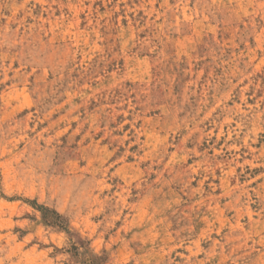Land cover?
<instances>
[{
    "label": "rangeland",
    "instance_id": "1",
    "mask_svg": "<svg viewBox=\"0 0 264 264\" xmlns=\"http://www.w3.org/2000/svg\"><path fill=\"white\" fill-rule=\"evenodd\" d=\"M0 264H264V0H0Z\"/></svg>",
    "mask_w": 264,
    "mask_h": 264
}]
</instances>
